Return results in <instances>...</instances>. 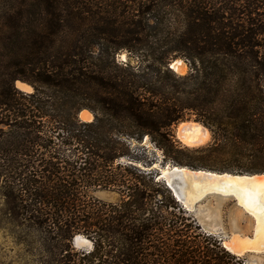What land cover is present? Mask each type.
Masks as SVG:
<instances>
[{
	"label": "trees",
	"instance_id": "1",
	"mask_svg": "<svg viewBox=\"0 0 264 264\" xmlns=\"http://www.w3.org/2000/svg\"><path fill=\"white\" fill-rule=\"evenodd\" d=\"M178 58L187 75L170 68ZM192 114L213 140L180 148L173 126ZM147 139L192 169L264 173V0H0L2 213L36 233L39 256L245 264L134 164L133 141ZM78 234L91 250L73 247Z\"/></svg>",
	"mask_w": 264,
	"mask_h": 264
},
{
	"label": "rangeland",
	"instance_id": "2",
	"mask_svg": "<svg viewBox=\"0 0 264 264\" xmlns=\"http://www.w3.org/2000/svg\"><path fill=\"white\" fill-rule=\"evenodd\" d=\"M123 54L125 55L124 58H122ZM116 57L118 61L122 63H127V61L133 65H135L136 63L134 58L133 57L131 58L129 56L127 50H123L119 52ZM180 60L183 61L187 67L185 69L184 74H179V73L176 74L179 76L187 75L190 72V67L184 59H180ZM181 122L173 126L174 140L176 141V143L180 148H188L179 140L177 136L178 125ZM183 122H197L204 125L195 114L188 116L183 120ZM5 130H7V128H5ZM210 134L211 136L208 139L209 140L208 144L203 147L208 146L212 142L213 140L212 133L210 132ZM132 148L135 151H137L138 159H139L136 162H134V164L144 170H148V171L151 170L155 175H157L158 178L157 180L159 181H164V177L165 179L170 177V174L164 175L163 172L164 170L167 169L168 165H175V166L187 167L189 169H192L186 165L175 164L171 159V157L166 156L163 150L156 147V145L153 142H151V140L149 139L144 140L141 143L137 141H133ZM190 149H197V148H190ZM173 156L175 155L173 154ZM182 158L183 160H188L185 157ZM122 162L129 163L130 161L128 159H125L122 160ZM192 170H205V169H192ZM237 175H258V174H237ZM1 185H2V178H0V187ZM92 195L95 199L101 200L102 202L105 203H117L120 200L119 193L113 190H97ZM2 207H3V196L0 188V264H50L51 263L50 255H48L49 252L48 253L44 252L43 254H41V256H39V254L42 253V251H40L42 248L40 250H37V247H39V245H33V246L31 245L33 241L36 242L37 240V235H35L36 233L26 231L24 229L16 228L15 227L16 224L3 215ZM188 212L193 215L197 224L201 227L202 231H204L203 228L210 230L213 227H216V229L219 230L218 232L219 235L223 238L222 239L223 242L224 241L230 242L234 236L252 237L254 235L256 219L254 218L253 215H251V213L246 211L244 207H242L237 202V198L234 195L232 196H219L216 194L205 195L194 204V210ZM214 234L217 233L214 232ZM78 236H82L83 238L87 239L83 235L80 234L76 235L71 242L73 247L76 249H83L89 251V249L86 247L79 248L74 245V239ZM91 249H92V245H91ZM238 257L241 258L245 264H264V246L261 248L260 251L259 250L247 251L242 256H238Z\"/></svg>",
	"mask_w": 264,
	"mask_h": 264
},
{
	"label": "bare ground",
	"instance_id": "3",
	"mask_svg": "<svg viewBox=\"0 0 264 264\" xmlns=\"http://www.w3.org/2000/svg\"><path fill=\"white\" fill-rule=\"evenodd\" d=\"M124 54L122 58H124ZM186 64L180 59L170 64L175 73L184 74ZM82 120H93V114L83 111ZM92 119V120H91ZM177 136L179 140L189 148L198 146L196 139L207 141L211 134L208 128L197 122H181L178 125ZM164 175L170 174L166 181L175 184L186 196L192 199L195 193L214 191L216 193L235 195L238 203L256 219L255 231L252 237H233L230 242H223L224 247L231 253L242 256L247 251L261 250L264 246V174L258 175H232L217 174L207 170H195L187 167L168 165L163 171ZM161 178V177H159ZM177 197L182 200L181 196ZM82 244L89 241L82 236L77 237ZM223 239V238H222Z\"/></svg>",
	"mask_w": 264,
	"mask_h": 264
},
{
	"label": "water",
	"instance_id": "4",
	"mask_svg": "<svg viewBox=\"0 0 264 264\" xmlns=\"http://www.w3.org/2000/svg\"><path fill=\"white\" fill-rule=\"evenodd\" d=\"M175 61V60H174ZM173 61V62H174ZM172 69V68H171ZM14 85H15V87H16V89H18L19 91H21V92H23V93H32L33 92V88H32V86L31 85H29L28 83H26V82H23V81H20V80H16L15 81V83H14ZM83 111H88L87 109H83V110H81L80 112H79V114H78V117H79V119L81 120V121H83V122H85L84 120H82V118H81V114H82V112ZM183 122V121H182ZM208 142H209V140L208 141H202V140H198V139H196V143H197V145L198 146H196V147H192V148H200V147H203V146H205V145H207L208 144ZM193 171H195V170H193ZM210 172V171H209ZM217 174H232V173H217ZM232 175H237V174H232ZM163 177V176H162ZM164 181H165V183H166V185H167V187L172 191V194H173V196L176 198V200L186 209V210H188V211H193L194 210V204L200 199V198H202V197H204L205 195H208V194H216V195H219V196H232V195H227V194H221V193H216V192H214V191H203V192H201V193H199V194H197V193H195V195H194V197H192V199L190 198V199H186V196L183 194V192H182V190L180 191V188H178L175 184H169L167 181H166V179H165V177H164ZM177 194H179L180 196H181V198H182V200H180L178 197H177ZM235 196V195H234ZM237 202H238V200H237ZM203 230H204V232H206V233H208V234H210V235H218L219 236V238L222 240V237L219 235V230L218 229H216V227H213L212 229H210V230H207V229H205V228H203ZM214 232H216L217 234H214ZM89 241V240H88ZM74 245L76 246V247H79V248H84V247H86V248H88L89 250L91 249V245H92V243H91V241H89V245H84V244H82L81 243V241L80 240H78V238L76 237L75 239H74ZM229 251V250H228Z\"/></svg>",
	"mask_w": 264,
	"mask_h": 264
}]
</instances>
